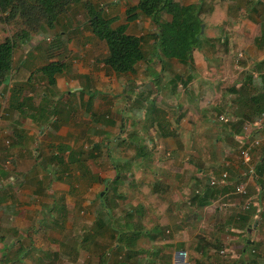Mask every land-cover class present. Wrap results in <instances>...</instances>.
<instances>
[{
    "label": "rangeland",
    "instance_id": "rangeland-1",
    "mask_svg": "<svg viewBox=\"0 0 264 264\" xmlns=\"http://www.w3.org/2000/svg\"><path fill=\"white\" fill-rule=\"evenodd\" d=\"M81 1L86 2L87 0ZM91 1L99 6L100 2L105 3L113 0ZM192 1L201 4L202 9L206 10L207 8L209 17H212L216 22L229 16H231L230 20L236 21L237 19L239 23L236 27L240 30L238 33L244 34L245 32L241 31H251L248 35H242L238 44L245 47L251 44L248 42V38L256 31L259 25V16L250 10V5L246 4V0H184V2ZM221 3L222 6H220ZM103 6L105 7L106 4ZM212 6L216 8L213 12H211ZM259 6L258 8L261 9ZM242 8L246 9L247 13L249 12L248 15H242ZM86 13L87 10L84 6L75 5L53 29L48 27L32 29L30 37L25 41L19 40L18 45L24 46V49L28 50L29 47L37 44L45 47L52 44L62 45L65 42L68 44L83 42L85 47L81 54L88 55L89 49L86 45L90 39L86 34L91 30ZM163 14L164 17L169 18L167 13ZM252 16H256L257 20L251 19ZM150 21L152 29L155 24L152 20ZM218 23L220 24L221 21ZM249 23L251 24L249 25ZM223 24L221 25L223 26ZM225 27L223 29L221 27V29L233 33L231 37L229 34L227 36L230 45H232L235 27L232 24L229 25L228 20L225 21ZM21 29H28V27L20 17L9 19L0 12L1 40L6 37H16ZM70 31H77L78 34ZM216 31L217 33L221 32L218 27H216ZM69 36L71 40H74L67 42L66 38ZM151 39H148V42L154 40ZM59 40L60 42L56 43ZM152 45L154 42L145 44V50L152 59L157 61V54L151 51ZM247 48V52H234V55L230 53L235 64L246 62L247 59L254 62L253 59H257V55L260 53L256 52L255 47L252 45ZM99 50L103 51L101 47ZM22 53L25 55L28 52ZM100 54L98 53V56L105 57L104 54ZM239 55L243 56L239 57ZM73 57L75 60L70 59V66L73 65V62H80L83 59V63L87 62L84 57L83 59L74 55ZM35 60L41 65L48 62L49 58L38 55ZM101 60L103 59H97V61ZM218 60L230 66L229 61L222 62L223 57L219 56ZM218 60L215 58V61ZM27 64L30 68V65H33L29 60H27ZM180 65L184 72L185 66ZM38 77L40 76L34 77L29 84L0 82V264H228L233 251L241 249L238 245L244 243L243 239H245V243H248V247L246 246L249 248L247 256L249 255V258L253 259L254 255L252 254L257 252V234L253 228L257 230V224H260L263 211L259 204L255 206L253 201L252 207L256 208L258 216L247 223H244L243 220V224H241V214L239 213H249L250 209L245 212H242V209L239 211L236 209L237 203L240 205L246 198H251L248 183L246 194L236 191L237 186L244 183L240 181L233 185L234 189L231 194L224 199L219 197L220 195H216L212 205L210 204L206 210L202 209V212L190 208L192 195L189 190L187 193L181 191L182 196L179 197V200L176 198L179 194L170 196L168 199L172 204L166 211L169 220L168 226H160L158 220L160 215L149 208L144 196L139 191V186L150 175L159 170L162 171L155 161L157 157L164 155L163 148H156L157 134L152 131L155 125L151 126L148 124V120L144 119L143 122L135 121L131 127L129 121L131 118H135L137 113L130 109L132 102L130 103V100L124 95L121 96L122 98H112L101 96L98 93L95 95L97 94L101 98L93 100V102H99L97 107L93 106V118L96 123L92 120H84L82 118L84 113L88 116L84 105H80L79 108L73 107L71 99L68 102L67 98L62 99L64 95L60 96L55 93L57 92L55 85H49L46 78ZM216 79L222 78L216 77ZM159 81V79L154 80L155 84ZM185 86L186 84L183 87ZM152 88L148 92L157 93L153 96L154 98L160 94L163 95L162 86L156 84ZM126 89H128L127 86L123 87L122 92L124 93ZM85 91H88V87ZM43 92H47L48 97H42ZM23 97L26 99L25 106L18 107L17 104ZM27 97H32V100H27ZM38 101L47 112V116H52V111L55 110L59 113L62 122H67V124V120L74 121L78 116L76 131H71L67 135V140L74 144L72 149L65 147V144L62 147L65 151V157H63L65 162L71 160L67 158L69 154L72 155V161L68 164L56 163L41 169L35 163L36 158L27 156L31 153L37 155L36 148L37 150L39 148L40 153L41 147L34 145L33 140L28 142V145L22 146L15 138L20 135L19 131H21L17 125L30 121L29 116L25 114L32 112L28 106L31 102L35 106ZM117 102H119L120 108L113 111L112 104ZM156 114L158 118L161 117L157 112ZM138 118H140L139 115ZM109 120L113 123L111 127H108L110 131L105 135L100 130H104L105 126L110 125ZM87 122L93 123L91 128L94 130L90 131L88 124L86 125ZM100 122L101 124H99ZM83 128H87L90 132V136H86V145L81 144L79 137ZM140 128L147 129L148 133L141 135L142 139L136 138L137 146L130 145L128 142L130 133L133 129ZM220 131L219 133L217 131L206 133L203 129L204 133H200L202 145L193 148L192 154L205 160L210 154L215 158V147L208 144H211L216 136L219 137L220 133L226 132L224 128ZM263 135L264 132H261L256 136L259 137L258 139L261 138V142L253 149L255 175H250L254 177H256L258 165L262 163ZM230 136L227 133L225 137H219V140H223L220 146L221 154L224 158L233 154L227 147V141H231L242 161V142L250 144L256 139L240 135L239 139L242 142H239L238 138ZM95 137L99 139V142H102L98 150L92 148ZM142 142L145 145L141 144ZM141 148V157H138L137 153ZM78 160L81 163L77 162ZM184 169L189 168L185 167ZM39 172H42L41 176H39ZM147 173L148 176L145 175ZM218 174L216 175L218 176ZM116 177H118L117 180H114ZM44 186L46 191H43ZM215 191L212 190L211 195L215 194ZM228 198H230V202ZM198 199L203 200L201 197ZM160 200L157 197V202H155L157 206L162 204ZM229 203L235 204L229 206ZM230 208L235 209L229 212ZM229 216H233V219L229 220ZM255 221L257 227L253 225ZM123 225H131L133 228L134 225H137L140 230V236L135 239L131 249L128 250L117 249L119 236L117 230ZM177 228L181 231L177 232ZM249 228L251 231L248 232ZM186 234L190 235L191 239L185 242V248L164 244L160 240L173 238L176 241L179 239V235L186 237ZM90 235L92 236L90 237ZM231 236H237L238 239H233ZM235 241L240 243H234ZM217 245H219L218 248L215 247ZM178 250L185 251L186 254L182 256L176 253ZM221 250H224L225 253L222 254ZM103 252L104 255L106 254L104 263L100 258ZM185 257L187 263L184 261Z\"/></svg>",
    "mask_w": 264,
    "mask_h": 264
},
{
    "label": "crops",
    "instance_id": "crops-1",
    "mask_svg": "<svg viewBox=\"0 0 264 264\" xmlns=\"http://www.w3.org/2000/svg\"><path fill=\"white\" fill-rule=\"evenodd\" d=\"M138 2L139 0H113L106 1L105 3L100 2V6L105 8L109 17L119 16L120 20L126 21V11L128 6L137 5ZM245 2L250 5V10L259 16L258 22L261 23V21H264V0H246ZM185 3L197 4L194 1ZM103 4H106V6L104 7ZM220 6H222V3ZM258 6L261 7V9L258 8ZM214 9L216 8L212 6L211 12H213ZM203 10V15L207 19L208 24L206 25L203 23L205 24V27L204 31L201 32L202 41L192 51L193 61L191 64L181 63L174 58H165L162 62L159 59L157 61L152 59L151 55L146 53L145 44H152L154 42L153 39L149 38V34L154 32L156 25L151 29V19L148 17L144 18L143 16L130 22L128 27V33L138 36H149H147L148 38L145 39L143 44L146 59L139 61L133 72L116 73L112 68L105 64L104 60L97 61V59H104V57L98 56V53L106 56L108 48L106 43L91 31H87L86 34L90 39L87 45L85 44L89 49L88 55L84 56V54H81L83 51L82 49L85 47L82 44L83 42L78 44H68L65 42V44L61 43L62 45L52 44L45 47H41V45L37 44L33 47H29L28 50H25L24 46H20L16 55V60L24 58L28 59L29 62L33 64L30 65L31 70L34 72L31 82L37 75L41 78H46L47 81L46 75L41 71L43 65L58 60L65 63L63 72L56 76L55 88L57 89V92L55 93L60 96L64 95L62 99L67 98L68 102L71 99V105L75 108L84 105V110L88 112V116L84 113V116L82 117L84 120H92L96 123L93 118V106L97 107L99 102H93V100L100 99L101 97L97 94L95 95V93L112 98H122L121 96L123 95L125 98H128L130 103L132 102L130 104V109L132 112H137L135 118L133 117L129 121L131 127H133L135 121L143 122L144 119L148 120V124L151 126L155 125V127L152 128V131L157 134V137L155 138V141L158 142L156 148H163L164 153L162 157H157L155 161L158 163L162 171L159 170L157 173L150 175L144 183H147L151 187L154 186L153 190L156 191L157 197L161 199L160 202L163 201L168 207L172 204L168 197L178 196L179 194V196L176 197L179 200V197L182 196L181 191L187 193L189 190L192 195V205L190 208L202 212V209L206 210L210 204L212 205L216 195H220L219 197L224 199V197L231 194L234 189V184L240 181H246L249 186L250 197L254 201L255 206H257L256 204H259L262 209L261 211H264L263 157H261L263 162L260 163L262 167L259 168V173H256V177H254L248 173L247 165L241 161V158L237 155L231 141H227V147L233 154L226 158L222 156L220 146L223 140H219L220 136L225 137L228 133L231 136L238 138L237 140L240 142L239 136L245 135L242 129V120L250 106V102H248L249 96L246 94L245 89L250 85V81H248L249 75H252L253 79H256L255 83L258 84L260 90L261 86L264 84L263 80L258 78L260 74L264 73V44L263 41L260 40L256 43L253 41L249 45H253L257 50L256 52L260 53L257 55L256 60L253 59L254 62L247 59L246 62L235 64L230 53H233L234 55V52L248 51L247 47L249 46L245 47L238 43H240L242 35H248L251 31H241L243 33L245 32L244 34L238 33L240 30L236 27L239 23L237 19L236 21L230 20L231 16H229L220 20L221 23L219 24V20L216 22L212 17H209L207 8L206 10ZM241 10L242 15H248L249 12L247 13L246 9L242 8ZM165 18L169 19L167 16H165ZM251 19L257 20V17L252 16ZM227 20L229 25L232 24L235 27L234 43L232 45H230V40L227 36L229 34V37H231L233 33L229 31H227V33L225 30H222L223 28H226L225 21ZM222 23H224L223 26L221 25ZM250 24L251 23H249V25ZM216 27L221 31L220 33H217ZM70 32L78 34L77 31ZM148 39L153 41L148 42ZM69 40H71L70 36L66 38L67 42ZM99 47H101L103 51H100ZM21 49H23L22 52L25 51L28 53L24 55L21 52ZM151 51L152 53L155 52L154 45H152ZM30 52H32V55H30ZM75 52H77V54H74ZM71 53L72 55H70ZM38 55L49 58V61L40 65L38 61L35 60ZM73 55L80 59H83L84 57L87 59H85L87 62L83 63V59L80 62H73V65L70 66V59L75 60ZM219 56L223 57L222 62L229 61L230 66L226 63L219 62ZM242 56L243 55H239V57ZM215 58L218 61H215ZM180 64L185 66L184 72ZM216 77L222 79H216ZM156 79L160 80L158 83L156 82V84L163 87V95L160 94V96L154 98L153 96L157 93L151 94L148 90L153 89L152 87L156 86L154 82ZM184 84H186L185 87H183ZM126 86L128 89L123 93L122 89ZM86 87H88V91H85ZM112 90L113 93H111ZM42 97H48V93L43 92ZM155 99L157 100L155 101ZM145 104L146 106H144ZM40 105L39 101L36 102V106ZM112 105L111 109L113 111L119 110V102L113 103ZM54 111H52V116H47L45 113H37V116L35 117L31 114L32 112H27L25 114L29 116L30 121L28 123H20V125H17L21 131H19L20 135H17L15 138L20 145H28V142L30 143V141L33 140L32 143L34 145L41 147L40 149L42 151L40 150V153L39 148L38 150L36 148L37 155H33V153L27 155L36 158L35 163L37 166H40L41 169L57 163L54 161L52 151H50L52 148L61 149L65 144V147H70V149H72L71 147L74 145L67 140V135L70 134L71 131H76L75 127L77 126L78 116L75 117L74 121L67 120V124V122H62L59 113ZM156 112L161 115L160 118L157 117ZM221 114H226V116L229 117V120H219L218 117ZM138 115L140 118H138ZM108 122L110 125L105 126L104 130H100L105 135L110 131L108 127H111V124L113 123V121L110 120ZM87 124L88 128L91 129L90 131L94 130L91 128L93 123L87 122L86 125ZM99 124H101V122ZM202 127L206 133H215V131L219 133L222 128L227 132L222 131L223 133H220L219 137L216 136L213 142L208 144L215 147V158L210 154L208 159L205 160L204 158L195 157V155L192 154L193 148L201 147L202 145L200 134L201 132L204 133ZM146 133H148V130L145 128L133 129L130 133L129 144L137 146L136 138L142 139L141 135ZM86 136H90L88 129H81L79 137L80 142L83 145H86ZM262 137L264 138V135ZM98 140L99 139L95 137V141L92 143V148H96L97 150L101 146L100 144H102V142H99ZM234 140L236 141V139ZM141 144L145 145L143 142ZM261 153H264V145ZM41 158H43L42 161H40ZM186 162H190V166H187L189 169L183 168ZM190 169H193L194 171L192 172ZM203 171H212L216 174L219 173L218 175L227 171L229 174L227 183L214 187L213 185H210V181ZM41 175L42 172H39V176ZM145 175L148 176V173ZM42 178L43 176L40 179L42 180ZM39 181L37 182L39 183ZM45 186L43 187V191H46ZM212 190H216L213 195H211ZM205 192L208 195L206 200L207 204L202 205L203 207H201L200 202H197V199L195 198H202V195ZM229 199L230 198H228V200ZM232 204L235 203H229V206ZM236 206L237 211H239V203H237ZM234 209L235 208H230L229 212H232ZM256 213V208L253 207V210L250 213L243 214L246 215L244 223L254 220L255 216H258ZM261 218L259 225L256 222L258 226L257 230L253 228L254 232L256 231L257 234V252L256 254H252L254 255L252 256L253 259L249 258V255L247 256V252H249V248H247L248 243H245V239H243L244 243L238 245L241 249L233 251V254L229 257L230 262L228 264H264L263 214L261 215ZM230 219H233V216H229V220ZM241 221V224H243V220ZM246 234L248 233L246 232ZM231 238L238 239L237 236H231ZM190 239V235L186 234V237L179 235V239H176V241L188 242ZM234 243L240 242L235 241Z\"/></svg>",
    "mask_w": 264,
    "mask_h": 264
},
{
    "label": "trees",
    "instance_id": "trees-1",
    "mask_svg": "<svg viewBox=\"0 0 264 264\" xmlns=\"http://www.w3.org/2000/svg\"><path fill=\"white\" fill-rule=\"evenodd\" d=\"M75 5H82L87 10L86 17L91 32L103 40L108 48V53L103 60L116 73L133 72L137 63L146 59L143 44L149 36H138L128 33L129 23L138 17H148L156 25L154 32L149 34V38L154 39V53L157 54V58L161 62L165 58H174L181 63L191 64L193 61L192 51L202 41L201 24H208L207 19L203 15L204 10L201 7L202 5L186 4L184 0H139L137 5L128 6L126 21L120 20L119 16L109 17L105 8L100 5L98 6V4L93 3L91 0H87L86 2H82L81 0H0V12L2 14L9 19L20 17L28 27V29H21L16 34V37L0 39V82H14L15 84H29L31 82L34 72L28 67V59L20 58V61L16 60V55L20 48V45H18L19 40H27L30 37L32 29L35 30L39 27L53 29L59 20H62ZM163 13H167L169 19H166ZM263 31L264 21H261L253 35L248 38V42L254 41L256 43L262 40L264 44ZM59 42L60 40L56 41V43ZM64 68L65 63L58 60L43 65L41 71L46 75L48 83L55 85L56 76L63 72ZM258 78L264 82V73L260 74ZM248 81H250V85L245 90L249 96L248 102H250V106L242 122L243 124L246 121L253 123L258 119H262V127L259 130L255 129L256 131L250 134L251 137L259 138L256 136L264 131V84L260 90L258 84L255 83L256 79H253L252 75L248 76ZM27 100L31 101L32 97H27ZM24 102L26 103L25 97L19 101L18 107L25 106ZM28 108L32 110L31 114L34 117L37 116V113H47L42 105L34 106L32 102ZM50 151H52L54 161L58 164H68V162L72 161V155L70 154L68 155V159L71 160L68 162L64 161L65 151L63 148H52ZM141 153L142 148L138 150V156ZM261 156L264 160V153ZM77 162H80V160ZM187 165L190 166V162L184 164L183 168L187 167ZM192 166L194 167L193 164ZM260 167L262 165L259 164L256 169L257 173H259ZM117 178L114 180H117ZM153 189L154 186L151 187L144 182L139 186L140 194L144 196L149 208H152L160 215L158 219L159 225L168 226L169 220L166 215L168 205L163 201L160 202L162 204L159 206L155 204L157 202V193ZM202 198L203 200L198 199V197L195 198L200 201L201 207L207 204L208 195L206 192L202 195ZM252 210L253 207L248 212L250 213ZM262 214L264 215V211ZM244 219H246V215L241 214L240 220ZM138 229L137 225H134V228L131 225L120 227L117 230L119 231L117 249H131L135 239L140 236V230ZM179 230L177 228V231ZM160 240L164 244L186 247L185 242H177L173 238H163ZM212 244L216 245L215 243ZM215 247L218 248L219 245ZM105 255L103 252L100 257L102 263L106 261Z\"/></svg>",
    "mask_w": 264,
    "mask_h": 264
},
{
    "label": "built area",
    "instance_id": "built-area-1",
    "mask_svg": "<svg viewBox=\"0 0 264 264\" xmlns=\"http://www.w3.org/2000/svg\"><path fill=\"white\" fill-rule=\"evenodd\" d=\"M219 119L222 121L223 120L227 121L229 120V117L226 116V114H221L219 115ZM262 125H263L262 119H258L253 123L246 121L243 124V129L248 134H251L253 131H256L255 129L259 130L262 127ZM254 139L256 140H253L250 144H248L247 142H242L241 139L240 142H242V146H243V148H241L242 161L247 165L249 173L255 175V166L253 165V149L256 145H258L259 142H261V140L258 138H254ZM208 176H209L208 178L210 180V184L216 186L218 184L226 183L229 174L227 171H224L217 176L212 171H209ZM246 186H247V182L245 181L244 183L237 186L236 191L242 194H246L247 193ZM252 205H253V200L251 201V198H246L245 201L239 205V208L242 209V212H245L251 209ZM221 253L224 254L225 251L221 250ZM184 261H186V257Z\"/></svg>",
    "mask_w": 264,
    "mask_h": 264
},
{
    "label": "water",
    "instance_id": "water-1",
    "mask_svg": "<svg viewBox=\"0 0 264 264\" xmlns=\"http://www.w3.org/2000/svg\"><path fill=\"white\" fill-rule=\"evenodd\" d=\"M204 27H205V24H202V27H201V32L204 31ZM256 226V221L254 222V227ZM251 231L250 228L248 230V232ZM178 254H181L182 256L185 254V251H181V250H178L177 251Z\"/></svg>",
    "mask_w": 264,
    "mask_h": 264
},
{
    "label": "clouds",
    "instance_id": "clouds-1",
    "mask_svg": "<svg viewBox=\"0 0 264 264\" xmlns=\"http://www.w3.org/2000/svg\"><path fill=\"white\" fill-rule=\"evenodd\" d=\"M219 118V117H218ZM220 120V119H219ZM222 121V120H221ZM224 121V120H223ZM243 132L245 133V137H249L250 136V134H248L247 132H245V130H243ZM251 137V136H250ZM251 138H255V137H251ZM208 172L209 171H206L205 172V176L208 178L209 176H208ZM215 174V173H214ZM216 175V174H215ZM209 179V178H208ZM210 181V180H209ZM211 185V184H210ZM186 254V253H185ZM186 263H187V260H186ZM188 264V263H187Z\"/></svg>",
    "mask_w": 264,
    "mask_h": 264
}]
</instances>
